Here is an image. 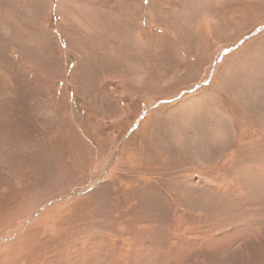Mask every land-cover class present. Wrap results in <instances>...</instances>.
I'll use <instances>...</instances> for the list:
<instances>
[{"label": "rangeland", "instance_id": "obj_1", "mask_svg": "<svg viewBox=\"0 0 264 264\" xmlns=\"http://www.w3.org/2000/svg\"><path fill=\"white\" fill-rule=\"evenodd\" d=\"M262 26L264 0H0V264H264Z\"/></svg>", "mask_w": 264, "mask_h": 264}, {"label": "water", "instance_id": "obj_2", "mask_svg": "<svg viewBox=\"0 0 264 264\" xmlns=\"http://www.w3.org/2000/svg\"><path fill=\"white\" fill-rule=\"evenodd\" d=\"M262 30H264V26L259 27V28L255 31V33H256V32H260V31H262ZM255 33H254V34H255Z\"/></svg>", "mask_w": 264, "mask_h": 264}, {"label": "bare ground", "instance_id": "obj_3", "mask_svg": "<svg viewBox=\"0 0 264 264\" xmlns=\"http://www.w3.org/2000/svg\"><path fill=\"white\" fill-rule=\"evenodd\" d=\"M7 254H8V253H7ZM8 255H9V254H8ZM11 256H13V254H11L9 257L12 258ZM8 260H10V259H8V257H7V259L4 260V262L8 263Z\"/></svg>", "mask_w": 264, "mask_h": 264}, {"label": "snow or ice", "instance_id": "obj_4", "mask_svg": "<svg viewBox=\"0 0 264 264\" xmlns=\"http://www.w3.org/2000/svg\"><path fill=\"white\" fill-rule=\"evenodd\" d=\"M145 2H147V0H145Z\"/></svg>", "mask_w": 264, "mask_h": 264}]
</instances>
